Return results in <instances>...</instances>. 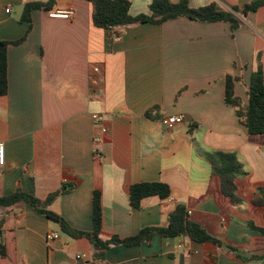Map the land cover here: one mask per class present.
<instances>
[{"label":"crops","instance_id":"0c3cea01","mask_svg":"<svg viewBox=\"0 0 264 264\" xmlns=\"http://www.w3.org/2000/svg\"><path fill=\"white\" fill-rule=\"evenodd\" d=\"M38 1L48 0H0V42L27 34L23 8ZM130 1V14L138 16L149 14L155 0ZM188 1L193 8L217 2L231 10L253 0ZM56 9L76 15L54 19L36 11L26 41L9 47V92L0 97L6 147L0 199L21 191L45 201L60 193L48 209L91 233L100 192L104 240L166 226L184 205L225 245L155 236L139 246L112 247L104 264H264L235 252L264 255V236L254 228L264 227V208L254 204L264 188V135H250L225 100L229 75L241 79L235 93L246 104L259 57L264 72V7L237 15L241 28L234 32L229 23L184 17L127 27L119 40L94 25L86 0H57ZM154 106L161 111L148 115ZM95 115L103 120L96 123ZM173 115L184 120L169 130L165 119ZM217 152L242 165L239 203L222 191L211 162ZM140 183L166 184L171 196L147 198L136 209L131 187ZM52 233L59 239L50 240ZM0 234L7 251L0 252V264H98L88 239L68 236L25 203L0 208Z\"/></svg>","mask_w":264,"mask_h":264},{"label":"trees","instance_id":"16d2710c","mask_svg":"<svg viewBox=\"0 0 264 264\" xmlns=\"http://www.w3.org/2000/svg\"><path fill=\"white\" fill-rule=\"evenodd\" d=\"M93 6V22L98 28L112 31L117 36H122L125 28L139 24L162 25L168 21L178 20L184 17L201 23L225 22L231 25L232 31L241 28V23L237 15L247 16L252 12H257L264 7V0H253L243 7L235 6L231 10L223 8L217 2L211 5L193 8L188 0L178 3L172 0H155L150 5L149 14L132 16L130 0H86ZM57 0L47 2H28L24 5L21 22L27 23L29 28L27 34L18 41L0 42V97H4L9 92V60L8 51L10 46L23 44L32 30V15L36 11L51 12L56 10ZM239 77L229 75L226 79V103L236 109L240 123L244 125L248 133L252 136L264 135V72L260 57L258 58V70L252 74L251 83L247 90L248 103H244L242 98L236 95L235 86L240 82ZM153 111H161V108L154 106L148 111V115ZM214 172L220 177L223 193L231 199L233 203H239L237 195L236 180L242 173V165L233 154L217 152L211 157ZM60 193L50 195L45 201H41L33 195L17 191L11 195L0 199V208H10L19 203L32 206L38 214L45 216L49 220L57 223L62 232L74 239L86 238L93 248V260L98 264H104L106 253L114 246H139L149 243L155 236L163 238L189 237L192 241L200 244L212 243L218 247L225 246L223 242L211 236L208 231L197 221L190 218L189 210L184 205H178L169 215L166 226H150L143 228L137 235L120 238L113 236L110 239H102L103 227V207L100 192H95L93 201V232H84L74 229L60 215L50 211L48 208L56 200ZM171 196V189L163 183H140L131 187V204L139 209L142 202L151 197H159L166 200ZM254 204L264 208V188L260 189ZM256 231L264 236V227H254ZM230 249H233L229 247ZM0 252L6 256V246L0 234ZM238 257L246 262L263 261L262 256H245L239 251H235Z\"/></svg>","mask_w":264,"mask_h":264},{"label":"built area","instance_id":"2783aa9c","mask_svg":"<svg viewBox=\"0 0 264 264\" xmlns=\"http://www.w3.org/2000/svg\"><path fill=\"white\" fill-rule=\"evenodd\" d=\"M11 9H7V12L10 13ZM76 12L73 9H56L49 13V16L54 19H65L71 20L75 17ZM113 39L119 40V36L113 33ZM95 72H98V69H95ZM94 120L96 123H100L103 120L101 116L95 115ZM184 116L183 115H173L165 119V123L169 130H173L176 126L183 123ZM102 132L106 133L107 129L102 128ZM6 165V147L3 143H0V169H2ZM50 240L59 239V235L57 233H52L49 236Z\"/></svg>","mask_w":264,"mask_h":264}]
</instances>
